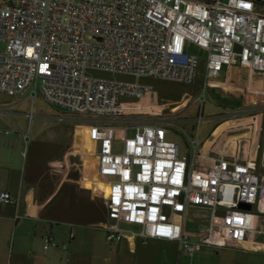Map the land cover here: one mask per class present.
<instances>
[{"label": "built area", "instance_id": "1", "mask_svg": "<svg viewBox=\"0 0 264 264\" xmlns=\"http://www.w3.org/2000/svg\"><path fill=\"white\" fill-rule=\"evenodd\" d=\"M192 45L206 53V89L210 77L236 64L264 72V0H0V92L33 101L41 95L93 118L98 176L114 189L109 221L101 225L108 242L122 239L126 214L145 242L177 240L191 255L203 246L237 247L251 227L252 208L264 213V172L255 159L206 153L211 162L199 165V132L188 134L193 155L181 154L167 139L170 121L122 126L120 149L109 135L114 126L106 120L129 111L121 99L153 90L142 78L196 81L204 54L191 52ZM200 99L204 105L206 97ZM0 202L18 206L19 199L0 191ZM190 205L211 211L196 242L185 230ZM43 239L46 250L67 249L49 231Z\"/></svg>", "mask_w": 264, "mask_h": 264}, {"label": "rangeland", "instance_id": "2", "mask_svg": "<svg viewBox=\"0 0 264 264\" xmlns=\"http://www.w3.org/2000/svg\"><path fill=\"white\" fill-rule=\"evenodd\" d=\"M189 50L204 54L194 83L142 78L153 84V90L141 98L125 96L121 99L129 111L121 117L106 120L114 126L110 128L109 135L115 141L117 149H120L125 135L122 126L170 121L172 129L167 139L179 144L181 154L190 153L192 156L193 149L188 134L194 136L198 131L202 140L213 138L217 126L225 121L227 123L224 124L235 121L228 126L239 128L232 131L242 134L243 143L255 133L259 136L255 165L264 172V103L249 104L244 88L245 84L250 92L264 94V74L255 78V70H242L236 64L230 78L235 86L234 94L230 86H214L213 82L219 80L214 77L209 78L206 89L205 50L196 45H192ZM90 73L101 78L131 79L129 75L105 70H92ZM222 79L220 82H226ZM204 96L206 102L202 105L200 98L204 99ZM92 122L93 118L52 105L41 95L33 101L26 94L10 95L0 92V155L3 152L4 159L10 161V186L13 188L15 185L20 187L34 184L37 187L39 210L48 211L49 204L53 202L54 215L81 218L77 209L86 203L78 188L86 190L87 182H92L93 164L97 161L95 153L100 149V142L90 135ZM241 154L245 155L243 152ZM209 163L210 161L201 160L199 165ZM5 183L3 181L1 184ZM112 200L113 198H106L107 203ZM187 210L189 215L185 224L186 231L194 235V232L201 229L207 230L208 208L190 205ZM13 212V205L0 202V215L12 218L9 228L7 224L0 227V264H41L40 259H37L46 250L44 239L40 241L35 238L31 230L21 233ZM194 219H198L197 225L193 224ZM83 228L77 236L79 241H83L81 246L88 247L87 241L92 240L97 255L110 256L111 246L102 227L88 222Z\"/></svg>", "mask_w": 264, "mask_h": 264}, {"label": "crops", "instance_id": "3", "mask_svg": "<svg viewBox=\"0 0 264 264\" xmlns=\"http://www.w3.org/2000/svg\"><path fill=\"white\" fill-rule=\"evenodd\" d=\"M235 67L226 68L224 70L225 74L222 72L217 78L219 80L216 81L222 83L224 86L232 87V94L236 92L235 86L230 81L231 72ZM240 67L242 70L249 69L254 71V69ZM255 71V78L260 74H264L262 71ZM221 78L226 82H220ZM252 79L254 80V78ZM234 122L224 124L227 123L225 121L221 123L216 127L213 138L203 140L200 149L202 154L198 158L199 163L201 160L210 161L203 157V154L206 153H210L215 157L223 155L229 158L238 156L242 159H255L257 157L259 136L255 133L254 136L246 139V143H243L244 137L241 136L242 134L233 132L239 128H230L228 126L234 124ZM221 126L223 127L218 132L217 130ZM242 152L247 157L242 155ZM97 153H95L96 156ZM3 156L4 154L2 152V156L0 155V191H9L14 198L19 199L18 206L6 203L14 206L13 216L17 220V228L19 231L25 234V232L27 233L31 230L35 238L40 239V241H42L44 233L49 231L59 242L68 243L67 249L57 247L45 250L37 259H40L41 264H264V213L257 211L255 206L252 208L254 214L251 227L246 231L245 238L237 247L218 249L203 246L191 255L187 250L180 248V243L177 240L149 238L145 242L143 237L137 233L140 230V226L130 222L124 216L121 225L125 230V234L122 239L118 242L107 241L111 246L110 256L97 255L95 252V243L92 240H88V247H84L81 246L83 241H79L77 236L88 222H93L97 227H101V225L109 221V204L111 201L107 203L106 198L112 199L114 197V189L98 176V156L97 161L93 164L92 182H87L86 190L82 187L78 188L86 203L83 207L77 209V213L81 215V218L73 215H54L53 202L49 204L48 211L39 210L40 207L37 206V187L34 184H26L20 187L15 185L12 188L10 186V161L4 159ZM3 181H6V183L2 185L1 183ZM100 209L102 213H100ZM97 211L98 214H96ZM208 211L209 226L211 213L209 208ZM10 220H12L10 216L0 215V227L7 224L6 226L9 228ZM198 222V219L193 220V224L195 225ZM71 230L76 232L73 239H69ZM205 231L201 229L196 233L194 232V235L186 232L190 235L191 240L196 242Z\"/></svg>", "mask_w": 264, "mask_h": 264}, {"label": "trees", "instance_id": "4", "mask_svg": "<svg viewBox=\"0 0 264 264\" xmlns=\"http://www.w3.org/2000/svg\"><path fill=\"white\" fill-rule=\"evenodd\" d=\"M235 67V66H231ZM244 88H245V97L249 98V104H262L264 103V94H261L259 92H250V90L248 89V86L244 84Z\"/></svg>", "mask_w": 264, "mask_h": 264}, {"label": "water", "instance_id": "5", "mask_svg": "<svg viewBox=\"0 0 264 264\" xmlns=\"http://www.w3.org/2000/svg\"><path fill=\"white\" fill-rule=\"evenodd\" d=\"M262 164L264 166V151H263ZM241 206L244 208H248V209H250L252 207L250 203H242Z\"/></svg>", "mask_w": 264, "mask_h": 264}]
</instances>
